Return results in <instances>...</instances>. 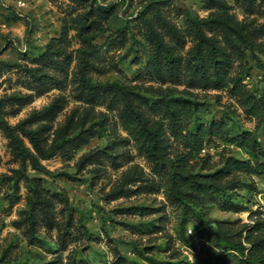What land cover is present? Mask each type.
I'll return each instance as SVG.
<instances>
[{"label": "rangeland", "instance_id": "obj_1", "mask_svg": "<svg viewBox=\"0 0 264 264\" xmlns=\"http://www.w3.org/2000/svg\"><path fill=\"white\" fill-rule=\"evenodd\" d=\"M18 1L0 0V114L13 131L0 130V259L192 264L190 248L194 264H264V175L233 172L232 188L186 202L126 130L120 90L85 86L123 85L160 127L168 159L180 126L162 99L183 96L197 104L191 128L222 120L230 136L251 131L264 160V113L247 114L213 68L208 80L193 65L211 42L226 81L264 100V0ZM37 145L56 152L44 158ZM205 154L213 169L249 157L220 138Z\"/></svg>", "mask_w": 264, "mask_h": 264}, {"label": "trees", "instance_id": "obj_2", "mask_svg": "<svg viewBox=\"0 0 264 264\" xmlns=\"http://www.w3.org/2000/svg\"><path fill=\"white\" fill-rule=\"evenodd\" d=\"M104 10L107 9L104 8ZM159 53H156L155 57H158ZM220 63L221 60L218 57L216 47L203 39L199 43L198 50L193 53L194 72L209 80L212 77L210 68H213L217 84L221 87L230 86L229 93L239 101L247 114L258 117L262 112L264 113V100L251 93L242 81L237 80L230 85V82L226 81V74ZM44 75L42 72H35L36 78H41ZM85 86L94 95L99 92V89L120 90V94H117L120 97L124 96L127 107V115L124 119L126 130L138 146L153 156L156 172L166 176L167 182L172 184V195H176L186 202L199 206L209 199L211 193H220L227 188H232V182L226 178L233 172L264 175V160H261L262 146L258 137L251 131H243L236 136H230L226 123L222 120H213L209 123L202 122L191 128L190 118L197 109L196 102L191 99L183 96L164 97L162 99L165 107L177 118L180 126V130L177 131L178 134H175L182 148H177L174 159H168L160 145V127L153 126L152 128L148 125L142 112L132 104L131 97L127 96L128 90L123 85L118 82L93 83L88 81ZM134 99L150 100L151 98L139 94ZM1 107L2 102L0 101V109ZM0 130L7 131L9 134L13 133L12 128L3 121L1 114ZM28 133L31 138H35V132L28 131ZM102 134L100 133V135ZM213 138L235 143L243 148L249 157L246 159L227 157L221 167L213 169L214 162L211 161L210 155H200L205 145ZM37 147L44 158L56 152L55 148L45 150L41 146L37 145ZM197 167H199L198 170H196ZM42 208L44 205H40V209ZM250 233L251 231H249L247 239H250ZM0 264L11 263H4L0 259Z\"/></svg>", "mask_w": 264, "mask_h": 264}, {"label": "clouds", "instance_id": "obj_3", "mask_svg": "<svg viewBox=\"0 0 264 264\" xmlns=\"http://www.w3.org/2000/svg\"><path fill=\"white\" fill-rule=\"evenodd\" d=\"M192 232H193V229H191V230L189 231L188 235L192 234ZM188 251L191 253L192 264H194V256H193V254H192V250L189 248Z\"/></svg>", "mask_w": 264, "mask_h": 264}, {"label": "built area", "instance_id": "obj_4", "mask_svg": "<svg viewBox=\"0 0 264 264\" xmlns=\"http://www.w3.org/2000/svg\"><path fill=\"white\" fill-rule=\"evenodd\" d=\"M18 2H19V4H23L24 3L23 0H19Z\"/></svg>", "mask_w": 264, "mask_h": 264}]
</instances>
